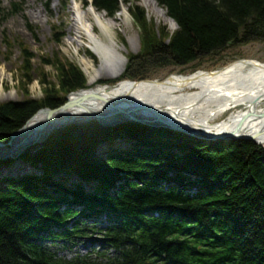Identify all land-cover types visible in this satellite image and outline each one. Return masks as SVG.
Instances as JSON below:
<instances>
[{
	"label": "trees",
	"instance_id": "1",
	"mask_svg": "<svg viewBox=\"0 0 264 264\" xmlns=\"http://www.w3.org/2000/svg\"><path fill=\"white\" fill-rule=\"evenodd\" d=\"M156 2L178 27L167 47L156 51L161 52L158 59L171 58L173 64L184 66L231 43L264 41V0ZM92 4L108 16L119 7L117 0H93ZM145 35L142 44L153 49L154 36ZM138 58L132 57L129 63ZM75 69L62 75L63 93L85 88L83 76ZM144 74L138 66L129 65L122 78L142 79ZM65 100L55 95L0 106V140L6 141L40 109H55ZM116 130L103 129L94 121L66 129L27 156L42 170L40 182L30 175L6 180V188L0 189V264H71L40 253L34 242L47 221L61 219L57 198L46 191L66 189L53 180L72 173L104 183L125 181L115 196L98 199L114 209L123 223L105 232L107 239H129L135 245L124 261L106 264H264V151L258 145L249 140L207 143L153 128L142 136L133 124ZM114 132L118 138L129 133L136 142L128 150L110 151L103 159L94 157V145L116 139L111 136ZM189 184L208 193L189 197L180 190ZM73 193L78 198L91 197L78 190ZM148 210L158 211L163 220L144 221Z\"/></svg>",
	"mask_w": 264,
	"mask_h": 264
},
{
	"label": "rangeland",
	"instance_id": "2",
	"mask_svg": "<svg viewBox=\"0 0 264 264\" xmlns=\"http://www.w3.org/2000/svg\"><path fill=\"white\" fill-rule=\"evenodd\" d=\"M117 1L119 7L111 16H108L105 11H97L93 7L104 16L105 23H112L113 33L103 32L94 22L92 26L93 32L105 44L112 45L114 42L116 48L126 57L120 80L133 82L163 81L172 75L189 76L196 72H215L239 61L253 60L264 63V41L260 40H250L234 45L231 43L220 52H212L207 57L198 58L184 66L173 64L169 56H166L169 59H158L161 52L156 53V51L167 47L170 39L178 29L175 21L167 16L166 10L156 0H153L154 2L151 0ZM0 3V106L7 103H21L25 100L41 101L45 100L46 97L55 95L57 98H63L64 94L60 89V81L62 75L71 71L72 68H77L78 70H75L83 76L85 88L90 86L89 81L95 76L94 72L101 65V60L88 47L80 46L77 41L69 40V38L73 40L76 35L73 27L72 7L76 3L80 5L81 13H84L90 5L88 0H0ZM162 13L165 17H162ZM149 33L154 36L153 46L151 47L153 49H147L145 44H142V36L147 37L145 34ZM82 41L84 40L82 39ZM136 56H139V58L132 60L133 64L129 63L131 58ZM86 64L91 68H87ZM129 65L134 68L138 66L145 73L144 78L136 80L122 78ZM96 80L97 82L94 85L106 83L113 86L117 83L115 80L102 81L98 78ZM245 107L239 106L233 111H241ZM225 116L223 115V117L214 120V123L218 124V122L225 119ZM148 123L152 124L151 122ZM125 124H133L137 127L138 132L141 131L142 136L146 134L149 127L136 122H123L115 124V127L111 128L118 131L116 128ZM71 128L64 126L56 129L47 138L46 145H43V142L34 145L35 147L23 150L22 153L26 154L24 158L27 159V156L48 146L55 135H60L66 129ZM163 130L175 131L167 127H163ZM181 133L188 135L185 132ZM114 134L111 136H117L116 132ZM126 134H122L125 138L115 137L116 139H110L108 147H106L108 142L104 140L102 142L104 145L100 146L104 151L101 154L100 150H96L100 149L97 146L101 142L98 141V145H94L92 155L102 157L104 153L107 154L110 151L130 149L131 145L136 142V137ZM189 137L199 138L207 143L211 140L212 142L218 140H207V138L195 136ZM120 138L125 140V145L123 147L114 146L115 141H121ZM9 139L10 137L6 141ZM6 141L0 140V142ZM260 148L264 151V145ZM10 165L3 166L2 170L0 169V179L1 177H7L8 179L15 177L17 170H14L13 166ZM38 168L40 169L39 166ZM39 172L34 174L40 175L41 172ZM18 174L22 173L19 172ZM68 177L70 184L72 181H78L77 175L74 173L68 174ZM7 183L8 181L0 183V189H5Z\"/></svg>",
	"mask_w": 264,
	"mask_h": 264
},
{
	"label": "bare ground",
	"instance_id": "3",
	"mask_svg": "<svg viewBox=\"0 0 264 264\" xmlns=\"http://www.w3.org/2000/svg\"><path fill=\"white\" fill-rule=\"evenodd\" d=\"M88 1L90 5L84 13H81L80 5L75 3L72 7L76 35L73 40H69L91 49L101 60V65L90 79V86L69 92L70 94L63 93L65 99L73 102L68 110L49 116H38L28 123L22 136L14 137L9 145L0 146V157H14L13 162L17 163L13 165L14 170H17H13L16 176L13 179L21 178L17 174L20 172L19 167L23 168L18 164L23 150L43 142L46 145L47 138L56 129L68 125L79 127L77 124L90 116L97 118L101 124H110L111 127L115 126H112L115 119L130 117L141 122H156V118L204 134L250 136L261 144L260 147L264 145V63L239 61L215 72H196L189 76L172 75L163 81L120 80L126 57L116 48L114 42L112 45L105 44L93 32V22L108 34L114 30L112 23H105L104 16L93 8L91 0ZM162 17H165L163 13ZM86 67L91 68L88 64ZM97 78L102 81L115 80L117 83L113 86L106 83L94 85ZM102 106H108L112 115L104 113ZM239 106L246 107L241 111H233ZM123 110H129V114L119 116V111ZM223 115H226L224 120L214 123V120ZM39 119L41 123L36 125L35 121ZM110 139L112 138L108 139L106 147L109 146ZM122 144V141H115L114 146ZM29 166L26 171H32ZM1 179L8 180L7 177ZM183 186L180 190L183 189L184 193L191 196L193 193L195 196L208 193V189L204 190L197 184H189L185 188ZM172 245L177 246L173 243Z\"/></svg>",
	"mask_w": 264,
	"mask_h": 264
},
{
	"label": "water",
	"instance_id": "4",
	"mask_svg": "<svg viewBox=\"0 0 264 264\" xmlns=\"http://www.w3.org/2000/svg\"><path fill=\"white\" fill-rule=\"evenodd\" d=\"M72 104H73V102H70V101H68V99H66V102L65 103H63L61 106H59V107H57V108H55V109H49V108H45V109H41V110H39L36 114H34L32 117H30L27 121H26V123L19 129V130H17V131H15L13 134H11V136H10V139L8 140V141H6V142H0V146H6V145H9L10 144V142L12 141V139L14 138V137H16V136H22L23 135V131H24V129L26 128V126L28 125V123H30L32 120L34 121L35 119H37L38 118V116H46V115H53V114H55V113H57V112H60V111H66V110H68L71 106H72ZM102 108V110H103V112L105 113V112H107V113H110L109 111V107L107 106V107H101ZM109 110V111H108ZM42 112H44V113H42ZM138 113H141V114H143V112H141V111H137ZM111 114V113H110ZM123 114H129V110H123V111H119V116H121V115H123ZM112 115V114H111ZM118 116V118H120ZM129 116V115H128ZM131 116H133V115H131ZM116 121H115V123L114 124H112V126H114L115 124H118V123H123V122H125V123H128V122H136V123H138V124H141V125H147V126H151V127H161V128H165V127H167V128H170V129H172V130H175V131H180V132H185V133H187L188 135H191V136H195V137H200V138H207L208 140H210V139H216V138H219V139H224V140H229V141H235V140H238V139H243V140H249V141H252L253 143H255V144H257V145H261L260 143H258L257 141H256V139H254L253 137H250V136H235V135H233V134H228V135H216V134H214V135H211V134H204L203 132H201V131H197V130H193V129H190V128H188V129H184V127L183 126H180V125H171V124H169V123H165V122H163V121H160V120H158V119H156L155 118V120H156V122H151L152 124H149L147 121H143V122H141V121H137V120H135V119H131L130 117H125V118H121V119H115ZM90 121H95V122H98L101 126H103V127H105V128H107V127H111V125L110 124H108V123H103V124H101L99 121H98V119L97 118H95V117H89V118H87V119H84L83 121H80L79 122V124H77V125H80V126H84L85 124H87L88 122H90ZM35 123H36V125H38V124H40L41 123V120L39 119L38 121H35ZM59 129V128H58ZM192 130V131H191ZM23 152V151H22ZM21 152V153H22ZM3 159H5V160H8V161H10V160H13L14 159V157L13 158H3Z\"/></svg>",
	"mask_w": 264,
	"mask_h": 264
}]
</instances>
